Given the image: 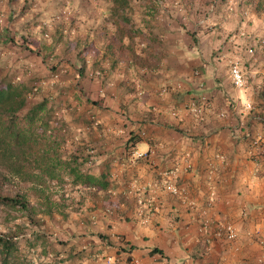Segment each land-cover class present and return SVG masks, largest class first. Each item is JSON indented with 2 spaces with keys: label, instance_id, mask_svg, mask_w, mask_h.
I'll return each mask as SVG.
<instances>
[{
  "label": "rangeland",
  "instance_id": "obj_1",
  "mask_svg": "<svg viewBox=\"0 0 264 264\" xmlns=\"http://www.w3.org/2000/svg\"><path fill=\"white\" fill-rule=\"evenodd\" d=\"M114 2V0H25L23 2L25 3L24 9L29 13L30 25L27 28L30 29L29 34L22 30L23 24H26L25 21L12 20L13 28H8V31L15 40L12 39L14 44L8 45L9 43L0 41V77L2 80L6 79L15 84H24L28 88V107L43 99L50 102L48 105L50 114L46 115L44 119L48 121L49 130L52 133L64 137V143L60 148L63 161L70 160L75 154V150L77 152L80 148L85 154L83 161L89 160V154L86 151L89 147L87 146L89 144L87 137L74 136L71 130L74 119H79L81 122L82 118H85L81 124L86 122L87 131H99L103 128L102 117L105 116L106 109L103 108L104 101L100 98L108 95L109 90L106 88L110 81L109 73L104 72L102 65L92 71L88 69V66L89 61L92 62L90 55L94 53V50L96 48L104 49L108 43L106 40L98 38L103 36L104 28L108 29V34L117 33V27L113 22H107V20H114L112 17L113 9L116 7ZM213 5L214 9L211 10ZM19 12L21 13V11ZM124 18L126 20L119 23L125 28V32L129 30L133 33L136 32L134 42L131 44H133L135 53L143 58L139 66L147 67L150 70L146 73L135 71L136 75L163 81L166 73L157 74L158 70L161 72L166 70L163 64L165 66L168 64L167 71H170L179 63H177L178 57L171 51L173 41L164 38L162 41L161 38L167 36V33L182 31L185 35L182 36L184 39L177 40L181 45L178 48L182 52L188 51L189 48L196 49L194 55L188 54V59L190 56L194 59L199 58L203 61L198 63V67L201 69L206 65L213 68L216 66L215 68L223 70L224 76H227V87L223 88L221 96L232 104L229 107L230 111H227L230 115L226 113V117L219 118V112H215L212 104L203 111L200 117H194L185 108L192 97L188 101L182 97L180 101L184 104L181 110L184 109L186 114L193 119L192 124L190 122V129L180 127L183 124L180 121H178L179 125H170L167 119L161 120V113H159L160 116L155 115V106L149 107V115H146L151 124L159 122L166 129L167 126H174L179 131L187 133L194 131L196 133L197 130L201 131L200 128L196 130V127H201L206 122V115L211 117L206 124H212L210 122L215 121L214 117L217 113L215 118L229 122L226 132L231 143L237 141V144L232 143L235 146L242 145L252 149L253 140L231 138V133L234 130L240 131L241 136L250 132L254 137H264L257 131L264 130V16L255 12L253 0H221L216 4L214 0H129ZM201 20H205L206 23L200 25ZM4 32L0 31L2 34ZM20 33L22 36L18 37ZM94 36H96L95 40ZM126 42L130 43L129 38ZM130 56L131 54L126 52L120 58L132 60ZM79 57L83 59V64L78 63ZM234 61H238L245 72L247 83L243 90L234 89L230 81L229 71ZM124 64L127 65L125 62ZM82 66H85L83 73L81 72ZM154 68L155 70H151ZM177 75L178 73L175 74V77ZM94 86H96V90ZM166 88L171 89L172 86L161 85L162 93L167 92ZM136 91L135 89L132 91L136 93V100H143L147 92L145 90ZM155 91L151 90L148 95L153 97L156 94ZM110 97L112 99L118 97L117 99L120 100L118 91L110 93ZM248 99L253 103L254 109L250 114H244L241 111V102ZM236 100L240 104L235 108ZM117 103L120 104L118 101ZM233 105L235 110H233ZM22 113L26 114V110ZM171 113L177 120L179 119L174 116V113L183 117V113L179 110H174ZM87 115L91 117L90 120L88 119L90 122L88 124ZM93 118H96L97 121ZM125 121L134 122L131 119ZM207 127L205 125L203 129ZM151 129V126L147 124L141 135L145 137ZM174 133L173 136L180 135L177 132ZM193 142L197 144V142ZM262 149L264 146L259 147L256 152H261ZM94 154L93 152L92 155ZM249 156L253 159L255 151L253 157L250 154ZM262 157L264 158V154ZM257 166H261V163ZM176 167L179 170L175 174H165L164 172L161 177L165 176L163 184L169 180L166 178L172 177L174 184L183 192L178 180L183 172L192 171L194 166L184 170L179 166ZM91 168L87 165V168L84 167L82 170L89 173ZM71 180L66 172H62L61 177L47 178L45 183H41L42 185L24 182L14 177H8L7 183L0 181V187H3L4 194L23 196L38 210L35 221L31 222L26 213L0 204V237L17 236L15 240L18 243L19 252L13 254L14 263L75 264V249L91 244V240L96 237L99 239L97 235L100 233L90 232L87 228L94 227L95 223L93 222L98 219L96 215H94L96 219H92L94 221L89 217L99 210L104 212L107 208L105 204H108L112 211H117L118 199H114L110 203L111 199L107 198L106 194L98 195L99 190L89 189L87 192L90 194L95 192L97 194L95 199L99 201L95 207H90V201L94 197L87 196L86 201L83 202V198L76 195L75 187L70 185ZM132 189L149 198L147 196L148 189L138 186L132 187ZM149 190H151L150 187ZM139 197L137 215L140 210ZM119 202L121 204L120 200ZM46 205H52V215L46 214ZM147 210L145 209L142 216L139 215L140 218L147 215ZM98 214L101 215V213ZM120 237L118 234H111V240L107 238L108 243L114 245L111 247L113 249L112 256L116 255L118 248L120 250L126 248L129 252L134 250V247H129ZM122 244L125 247H122ZM0 264H2L1 254ZM107 264H111L110 261H107ZM112 264H117V261L114 260Z\"/></svg>",
  "mask_w": 264,
  "mask_h": 264
},
{
  "label": "crops",
  "instance_id": "obj_2",
  "mask_svg": "<svg viewBox=\"0 0 264 264\" xmlns=\"http://www.w3.org/2000/svg\"><path fill=\"white\" fill-rule=\"evenodd\" d=\"M24 1L0 0V31L4 32L6 29L3 34L0 33L2 43L14 44L13 36L11 37L8 31V28H13L12 20L25 21L22 30L29 34L30 29H27L30 25L29 13L24 9ZM115 34H109V37ZM166 35L161 40L164 41V38L173 41L171 51L178 57L179 65L167 71L168 64L167 66L163 64L166 70L157 71L158 75L166 73L163 81L136 75L135 71L146 73L150 70L133 63L130 58L113 55L106 48L101 50L96 48L90 55L92 62L89 61L88 69L92 71L102 65V69L109 73L108 79L112 82L108 81L106 88L109 90L108 95L106 93L107 96L100 98L104 101L103 108L106 109V114L102 117L103 128L99 131H87L86 122L81 124L85 118H82L81 122L79 119H74L72 123L71 130L74 136L80 138L82 135L86 136L89 143L87 146L95 154L90 155L87 152L89 160L84 162L83 149L77 147L79 150L76 148L78 150L74 152L76 156L73 154L72 157L77 159L75 166L79 169L82 170L89 165L92 167L90 174L96 177L105 176L109 188L105 191L99 190L98 195L106 194V197L111 199L110 203L114 199H118V202L117 211H112L109 205L105 204L107 208L104 212L99 210L90 215L89 219L97 217L98 220H92L95 226L87 227L88 230L96 234L100 233L106 239H102L98 234L99 239L96 237L91 240V244L76 248L75 264H107V261L112 264L114 260L117 264H134L135 260H139L140 264H264L262 243L264 242L262 239L264 237V158L262 157L264 149L261 152L255 150V156L251 159L249 156L251 148L235 146L237 141L232 140L234 144L230 142L231 139L226 132L229 122L215 118L217 113L214 117L215 121L210 122L212 124H206L211 117L205 116L206 122L201 127H196V130L201 129L200 132L197 130V134L194 131L187 133L176 130L174 126L166 125V129L159 122L151 124L148 117L146 118V115H149V107L155 106V115L160 116L161 113V120L165 118L170 125H179V120L171 113L179 110L183 113V117L185 116V121L180 127L190 129L193 119L184 109L181 110L184 104L180 101L182 97L188 101L193 96L206 95L212 98L210 100L215 112L228 113L232 105L221 96L223 88L227 87V76H224L223 70L210 65L201 69L198 63L203 62L202 60L194 59L192 56L188 59V54L194 55L196 49L189 48V52H182L178 48L181 46L178 41L184 39L182 36L185 35L182 31ZM19 36L22 34L20 33ZM98 38L105 41L108 37L103 35ZM127 39L128 36L123 37L124 45H128ZM196 73L201 74L198 76ZM161 85L172 88H166L167 92L162 93ZM94 89H97L96 86ZM133 89L145 90L147 92L145 98L136 100ZM151 90H156L153 97L148 95ZM113 91H118L120 100L117 99L118 97L113 98L114 100L110 97ZM236 103L240 104L237 100ZM232 107L235 110L234 105ZM86 119L87 124L90 123L88 121L91 117L87 115ZM93 119L97 121L96 118ZM126 119L134 122H127ZM147 124L152 129L144 137L141 134ZM205 125L208 127L203 129ZM173 131L180 135L173 136L175 134ZM257 131L264 135V130ZM134 149L149 152V158L136 163L129 162L128 156ZM190 163L194 166L193 170L183 172L178 180L183 190L182 196H174L163 191L165 176L161 177V175L176 166L184 170ZM256 163L259 165L261 163V166H257ZM154 184L160 187L154 191L149 190ZM135 186L148 189L147 196L156 203L157 207L159 206L158 211L147 212L143 218L137 215V200L140 193L132 189ZM88 190L75 187L76 195L82 197L83 202L86 201L87 196H93V200H89L90 207H95L99 203L95 199L97 194H90ZM211 200L213 204L210 206ZM205 219H212L216 224L219 222L234 224L239 234L237 240L228 242L223 237H217L214 230L210 241L201 231ZM111 234L121 236L123 242L129 247H134V250L129 252L126 248L125 250L118 248L116 255L112 256L111 247L114 245L108 243ZM122 247L125 245L122 244ZM156 249L163 252V255L154 253Z\"/></svg>",
  "mask_w": 264,
  "mask_h": 264
},
{
  "label": "trees",
  "instance_id": "obj_3",
  "mask_svg": "<svg viewBox=\"0 0 264 264\" xmlns=\"http://www.w3.org/2000/svg\"><path fill=\"white\" fill-rule=\"evenodd\" d=\"M114 1L116 4L112 14L114 20H107V22H113L117 27V33L115 36L109 37L108 29L104 28L103 35L108 37L106 41H111L104 48L119 57L126 52L127 54L130 53L134 63L141 65L140 61L143 58L135 53L133 44H131L134 42L136 32L133 33L130 30L125 32V28L119 23L126 20L124 14L129 5V0ZM253 7L258 15L264 16V0H253ZM124 36L129 38L130 43L128 45L122 43ZM78 63H84L81 57H79ZM83 67L85 66L81 67L82 73L85 72ZM28 103V88L24 84H15L6 79L2 80L0 77L1 183H7L8 177H14L24 182L43 184L47 178H58L61 177L62 172H66L68 177L72 179L70 185L73 187L94 189V191L107 190L109 183L105 176L96 177L84 172L75 166L77 160L75 158L71 157L70 160L63 161L60 148L64 143V137L52 133L49 130L48 121L44 119L46 115L50 114L48 106L50 102L43 99L30 107H28ZM25 110L26 114H23L22 112ZM0 204L11 206L26 213L31 222H34L37 217L38 210L25 197L18 194L13 196L4 194L3 187H0ZM46 207V214L52 215V205H46ZM99 237L106 239L102 235ZM16 238L17 236L0 237L2 264H16L13 261L15 259L13 254L19 252ZM154 253L163 255V252L158 249Z\"/></svg>",
  "mask_w": 264,
  "mask_h": 264
},
{
  "label": "built area",
  "instance_id": "obj_4",
  "mask_svg": "<svg viewBox=\"0 0 264 264\" xmlns=\"http://www.w3.org/2000/svg\"><path fill=\"white\" fill-rule=\"evenodd\" d=\"M218 1L221 0H214V3L216 4ZM214 9V5L212 6L211 10ZM206 23L205 20H201L200 21V25H204ZM100 74V73H98ZM196 75H199L198 73H196ZM229 77H230V81L231 84L233 86L234 89L236 90H243L246 87V77H245V72L242 68V66L240 65V63L238 61H234L231 65L230 71H229ZM210 98H208V96L206 95H202L200 97H196L193 96L191 98V101L188 102L186 104V109L188 110L189 113H191L192 116L194 117H200L201 114L203 113V111L206 108H209L212 103L210 102ZM236 103V102H235ZM201 104V105H199ZM238 103H236L235 108L237 107ZM241 106H242V113L244 114H250L253 109V103L248 99V100H244L241 102ZM175 117H178L180 122H184L185 119L182 116H179V114L174 113ZM218 117L219 118H224L226 117V113L225 112H219L218 113ZM240 131L238 130H234L231 133L232 138L239 140V139H251L253 140V144H252V149L250 150L249 154L253 157L254 155V151L259 149V147H263L264 146V137L263 136H258V137H254L252 134H250V132H247L246 134H242V136L239 134ZM255 149V150H254ZM87 152L92 155L93 150L91 148L88 147ZM149 152H142L138 149H134L132 152H130L128 159L129 162L131 163H136L139 160H143V159H148L149 157ZM191 163L190 165L187 166L188 169H190ZM179 169H177V167H175L173 170H171L170 172H167L166 174H171L173 175V173L175 174V172H177ZM169 180H167L165 182V184L163 185L164 187V191L174 195V196H179L180 194H182L181 190L179 189V187L177 185L174 184L172 177L168 178ZM263 179H264V175H263ZM157 185H152L151 186V190H156L157 189ZM94 190V189H93ZM139 203H140V210H139V215H143L145 213V209H148L146 212H154V211H158V207L156 206L155 202L150 199L147 198L145 194L140 195L139 197ZM213 204V200H211L209 202V205L211 206ZM245 214H247V212H244ZM216 230L215 235L218 237H223L225 238L228 242H234L235 240H237L239 234L238 231L235 227L234 224L226 222H219L216 224V222L212 219H206L203 222L201 231L202 233L208 237V239L211 241V236L213 234V231ZM264 244V242H262ZM134 264H140L139 260H135Z\"/></svg>",
  "mask_w": 264,
  "mask_h": 264
}]
</instances>
